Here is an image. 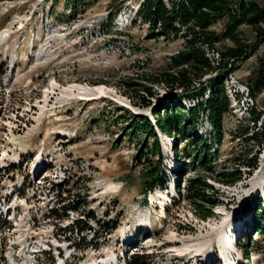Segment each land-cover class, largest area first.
<instances>
[{
    "label": "rangeland",
    "instance_id": "374dc122",
    "mask_svg": "<svg viewBox=\"0 0 264 264\" xmlns=\"http://www.w3.org/2000/svg\"><path fill=\"white\" fill-rule=\"evenodd\" d=\"M144 1L0 0V264H264V236L253 227L258 200L264 218V143L250 140L262 123L253 125L250 110H262L264 93L249 91L264 45L223 78L229 107L212 171L190 165L195 137L217 148L206 114L191 140L154 126L158 161L154 139L130 136L123 120L154 124L160 102L188 112L209 88L202 99L184 97L147 79L175 70L170 60L191 34L166 37L136 20ZM175 1L163 0L168 9ZM227 18L210 27L219 50L232 46ZM237 36L254 41L245 24ZM207 57L220 62L216 52ZM221 77L213 71L201 81ZM143 88L153 94L149 106ZM144 159L158 161L165 178L151 195ZM236 170L239 181L218 175ZM197 177L212 189L190 201L186 186Z\"/></svg>",
    "mask_w": 264,
    "mask_h": 264
},
{
    "label": "trees",
    "instance_id": "16d2710c",
    "mask_svg": "<svg viewBox=\"0 0 264 264\" xmlns=\"http://www.w3.org/2000/svg\"><path fill=\"white\" fill-rule=\"evenodd\" d=\"M71 1L72 3L78 2V0ZM224 14L228 17L224 25V33L231 39L232 46L219 50L216 47L217 34L211 31L210 27ZM138 18L144 19L145 22L150 24V27L158 29L161 35L166 37L173 36L177 38L182 32V28L191 34L184 49L170 60L171 66L175 70L173 72H162L147 78L151 81L150 83L162 84L167 89L169 88L168 91L179 90L182 96L193 95L201 99L206 90L208 88L209 90L207 98L194 104L188 112L182 108L179 101L178 103L169 102L167 104L160 102L151 108L154 124L147 117L136 118L137 121L132 124L126 118L123 121L131 125L132 133L130 136H135V133L141 132L147 139H154L155 151H151L150 155L156 154L159 156V161L160 151L154 126L168 135L174 134L173 138L191 140L188 135H192L194 132L198 115L206 114V119L213 131L214 144L217 148L211 151L209 145L203 142L201 138L195 137L191 141L194 158H192L190 165L194 167L197 164L203 168L204 173H209L213 169L211 159L215 160L218 157V146L223 141L222 120L229 107V100L223 88V78L236 71L238 63L251 58L258 48L264 45V7L253 0H176L171 2L170 9H168L165 7L163 0H145L137 13L136 20ZM242 24L250 27L254 34V41L250 44L241 42L237 36V29ZM210 52H216L220 57V62L216 66L207 57V53ZM213 71L221 72L222 77L217 81L210 79L208 83L201 81L205 75ZM254 83L255 87L250 86L249 91L252 94L255 92L264 93V53L263 57L259 59ZM142 91L148 97V100L143 101V105L149 106V99L153 98V94L147 88H143ZM172 98L170 97L169 101ZM250 114L255 115L253 125L256 124L259 118H262L259 129L251 134L250 140H260L264 143V106L261 111L251 109ZM250 118L252 119V117ZM250 118L248 120H251ZM145 147V145H141L142 149ZM158 161L152 164L150 160L144 159V163L147 164L145 165L146 172L143 184L144 194L152 192L155 187L164 188L165 178L164 174L161 173V165ZM255 162L256 158L251 157L249 160V163H252L250 168L254 167ZM182 164L181 168L184 172L187 164L183 161ZM218 175L225 181L229 179L230 182L241 179V173L237 170L234 173L218 172ZM204 179L206 178L197 177L190 180L186 186L185 198L190 201L204 200V190L212 189ZM206 203L211 207L216 205V201L208 198ZM257 203L254 206L255 215L257 216L254 218L253 227L264 236V227L262 226L264 218L259 215L260 201L258 200ZM88 218L95 220L93 215L88 216ZM74 228L78 230L77 227ZM79 230L83 231L84 229L79 228ZM102 230V233L110 232L108 228ZM142 256L135 254L132 258L137 259L142 258Z\"/></svg>",
    "mask_w": 264,
    "mask_h": 264
},
{
    "label": "bare ground",
    "instance_id": "6f19581e",
    "mask_svg": "<svg viewBox=\"0 0 264 264\" xmlns=\"http://www.w3.org/2000/svg\"><path fill=\"white\" fill-rule=\"evenodd\" d=\"M99 93V92H98ZM44 102H48V99L46 98L45 100H44ZM169 188V187H168ZM151 202L152 203H154V199H151ZM161 208V207H160ZM149 223L150 222H148L147 224H145V226H146V228H147V226L149 227L150 225H149ZM152 227V226H151Z\"/></svg>",
    "mask_w": 264,
    "mask_h": 264
}]
</instances>
